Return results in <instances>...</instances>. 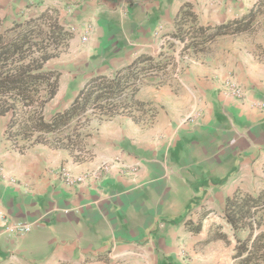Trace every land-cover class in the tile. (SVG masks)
I'll return each instance as SVG.
<instances>
[{"label": "crops", "instance_id": "crops-1", "mask_svg": "<svg viewBox=\"0 0 264 264\" xmlns=\"http://www.w3.org/2000/svg\"><path fill=\"white\" fill-rule=\"evenodd\" d=\"M260 1L0 0L3 28L47 10L70 34L45 63L60 72L45 118L90 77L111 75L139 54L162 53L165 63L123 95L128 113L73 123L64 133L75 140L70 147L13 144L10 117L0 116V264L223 262L213 217L234 193L264 189V11L250 31L197 52L187 46L194 35L175 37V21L184 6L192 18L183 28L215 27ZM227 78L243 88L241 100L224 88ZM102 166L98 182L73 188L58 175ZM262 218L264 232V209ZM5 219L33 228L11 237Z\"/></svg>", "mask_w": 264, "mask_h": 264}, {"label": "trees", "instance_id": "trees-1", "mask_svg": "<svg viewBox=\"0 0 264 264\" xmlns=\"http://www.w3.org/2000/svg\"><path fill=\"white\" fill-rule=\"evenodd\" d=\"M263 11L261 0L240 18L190 30L183 28L192 18L188 7L183 6L175 21V37L183 40L185 35H194L187 46L197 52L219 36L250 31ZM69 37L58 18L47 10L9 27L0 26V116L10 117L5 129L10 141L16 142L19 137L29 145L70 147L75 140L62 135L72 123H85L93 115L128 113V101L123 95L136 91L143 78L165 67L157 60L162 53L157 59L139 54L111 75L90 77L66 107L45 118L42 109L56 95L60 77L59 71L46 69L45 63L59 55ZM263 209L264 189L255 196L234 193L226 199L222 215L213 217L212 238L222 245L223 262L219 264H226L229 259H235L236 264H264V232L259 231ZM194 230L201 232V224H195Z\"/></svg>", "mask_w": 264, "mask_h": 264}, {"label": "built area", "instance_id": "built-area-1", "mask_svg": "<svg viewBox=\"0 0 264 264\" xmlns=\"http://www.w3.org/2000/svg\"><path fill=\"white\" fill-rule=\"evenodd\" d=\"M223 86L232 97L239 100L244 97L243 88L239 86V84H237V82H235L233 79H225L223 81ZM258 106L264 108V103H258ZM105 169L106 167L102 166L99 170L87 171L80 174H73L67 169L61 168L58 175L61 179V183H63L66 187L73 188L80 185L90 184L91 182H98L101 178V173ZM32 228V224L27 221H6L5 232L8 236L20 237L29 233Z\"/></svg>", "mask_w": 264, "mask_h": 264}, {"label": "rangeland", "instance_id": "rangeland-1", "mask_svg": "<svg viewBox=\"0 0 264 264\" xmlns=\"http://www.w3.org/2000/svg\"><path fill=\"white\" fill-rule=\"evenodd\" d=\"M42 114H43V109H42ZM80 122H82V120L80 121ZM73 124V123H72ZM75 124V123H74ZM66 133V132H65ZM62 136H64V134L62 135ZM17 140H23V139H20L19 137H18V139ZM17 140H16V142H13V141H11L13 144H16L17 143ZM25 142H26V140H24ZM26 143H28V142H26Z\"/></svg>", "mask_w": 264, "mask_h": 264}]
</instances>
